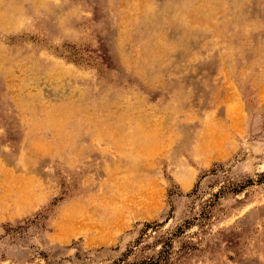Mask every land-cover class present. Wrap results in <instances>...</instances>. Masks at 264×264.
Returning a JSON list of instances; mask_svg holds the SVG:
<instances>
[{"label":"rangeland","instance_id":"rangeland-1","mask_svg":"<svg viewBox=\"0 0 264 264\" xmlns=\"http://www.w3.org/2000/svg\"><path fill=\"white\" fill-rule=\"evenodd\" d=\"M0 264H264V0H0Z\"/></svg>","mask_w":264,"mask_h":264}]
</instances>
